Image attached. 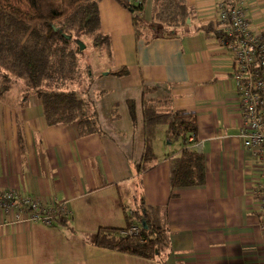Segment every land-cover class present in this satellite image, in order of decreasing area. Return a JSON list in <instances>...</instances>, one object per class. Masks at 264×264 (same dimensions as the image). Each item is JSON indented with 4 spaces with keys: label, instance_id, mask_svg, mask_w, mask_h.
<instances>
[{
    "label": "crops",
    "instance_id": "crops-1",
    "mask_svg": "<svg viewBox=\"0 0 264 264\" xmlns=\"http://www.w3.org/2000/svg\"><path fill=\"white\" fill-rule=\"evenodd\" d=\"M223 2L142 0L139 14L166 30L159 36L138 35L134 12L115 0L81 4L62 21L85 49L108 36L109 59L89 71L92 77L41 87L93 100L100 132L47 125L40 99L20 81L5 92L0 192L14 190L43 206L62 203L70 221H27L20 200L0 210V264H264V219L253 208L262 171L238 137L233 58L214 32L201 28L219 30ZM245 13L251 31L264 33V0H247ZM122 67L126 74L111 73ZM176 109L196 115V141L188 147L203 156L201 183L172 185L182 157L181 141H170L167 132ZM148 146L151 163L139 169ZM140 203L165 213L168 247L161 258L89 240L100 228L127 227Z\"/></svg>",
    "mask_w": 264,
    "mask_h": 264
},
{
    "label": "trees",
    "instance_id": "trees-1",
    "mask_svg": "<svg viewBox=\"0 0 264 264\" xmlns=\"http://www.w3.org/2000/svg\"><path fill=\"white\" fill-rule=\"evenodd\" d=\"M92 1L97 0H0V99L6 91L22 80L25 90L34 93L40 99L47 125L75 123L79 135L100 132L93 100L77 101L73 93L41 87V82L65 83L80 79L85 74L79 64V56L85 48L79 49L76 43L78 33L73 34L62 21L70 16L77 6ZM115 1L121 7L134 12V24L138 35L159 36L166 32L165 29L152 28L139 14L143 7L142 2L136 4L133 0ZM86 13L81 18L80 32L85 29L88 20ZM201 28L211 30L219 39L223 37L222 32L212 24H206ZM262 35L264 38V33ZM100 46L110 53L108 36L94 43L95 48ZM89 71V69L86 71L87 76L92 77ZM111 73L124 75L127 70L122 67L112 70ZM130 114L134 115L131 103ZM167 132L170 141L179 140L182 145V157L175 165L172 185L201 183L203 156L188 147L189 135H193L196 140L195 113L173 110L168 118ZM152 157L151 148L148 146L138 168L146 169ZM127 219V227L100 228L89 236V240L96 246L138 257L161 258L168 247L165 213L163 214L158 207H147L140 203L139 209ZM132 219L137 221L135 224L137 232L122 234V231L132 226L130 222ZM54 221L69 225L70 218L58 214Z\"/></svg>",
    "mask_w": 264,
    "mask_h": 264
},
{
    "label": "built area",
    "instance_id": "built-area-1",
    "mask_svg": "<svg viewBox=\"0 0 264 264\" xmlns=\"http://www.w3.org/2000/svg\"><path fill=\"white\" fill-rule=\"evenodd\" d=\"M136 4L142 0H133ZM247 0H224L217 20L223 37L221 44L232 58V77L238 95L241 123L238 132L242 145L256 160L262 180L253 190L254 210L264 219V38L261 32L251 31L246 18ZM195 143L193 135L188 136ZM24 206V219L50 225L58 214L67 215L62 203L43 206L37 199H20L14 190L0 192V210L9 212L15 201ZM137 226H130L122 234H135Z\"/></svg>",
    "mask_w": 264,
    "mask_h": 264
},
{
    "label": "rangeland",
    "instance_id": "rangeland-1",
    "mask_svg": "<svg viewBox=\"0 0 264 264\" xmlns=\"http://www.w3.org/2000/svg\"><path fill=\"white\" fill-rule=\"evenodd\" d=\"M79 38L80 37L78 36V39ZM104 51H105L104 47L100 49V48H95L94 46L92 49H90V47H87L84 50V52L79 56V64H80V68L85 72V74L81 76L80 79L87 77L86 71L88 69L93 72L96 70V66L99 65V63L107 62V59H109V57ZM101 53L103 54V57L100 56ZM19 81L22 82V80Z\"/></svg>",
    "mask_w": 264,
    "mask_h": 264
},
{
    "label": "water",
    "instance_id": "water-1",
    "mask_svg": "<svg viewBox=\"0 0 264 264\" xmlns=\"http://www.w3.org/2000/svg\"><path fill=\"white\" fill-rule=\"evenodd\" d=\"M55 29H57V27H55ZM67 37H69V36H67ZM76 43L79 46L80 50L84 49V47H85L84 43L80 39H76Z\"/></svg>",
    "mask_w": 264,
    "mask_h": 264
}]
</instances>
